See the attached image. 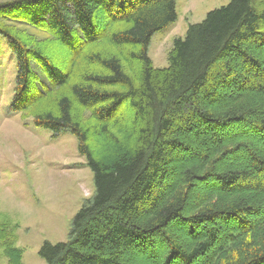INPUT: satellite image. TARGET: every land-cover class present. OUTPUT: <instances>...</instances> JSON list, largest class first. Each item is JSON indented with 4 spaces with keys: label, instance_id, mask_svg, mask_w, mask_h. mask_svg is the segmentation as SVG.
<instances>
[{
    "label": "trees",
    "instance_id": "16d2710c",
    "mask_svg": "<svg viewBox=\"0 0 264 264\" xmlns=\"http://www.w3.org/2000/svg\"><path fill=\"white\" fill-rule=\"evenodd\" d=\"M175 3L0 2L7 112L74 136L94 178L68 240L38 250L45 264H264V0L208 12L154 68Z\"/></svg>",
    "mask_w": 264,
    "mask_h": 264
},
{
    "label": "rangeland",
    "instance_id": "374dc122",
    "mask_svg": "<svg viewBox=\"0 0 264 264\" xmlns=\"http://www.w3.org/2000/svg\"><path fill=\"white\" fill-rule=\"evenodd\" d=\"M229 1L176 0V22L149 42L147 56L154 68L168 66L172 41L184 38L189 25ZM29 28L31 35L42 37ZM8 48L0 37V230L6 235L0 240V264H8L3 245L12 241L22 251L21 264H45L38 250L45 242L68 240L70 223L95 193L94 178L74 136L66 132L52 138L31 119L7 112L16 77L15 57Z\"/></svg>",
    "mask_w": 264,
    "mask_h": 264
}]
</instances>
